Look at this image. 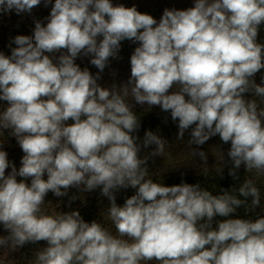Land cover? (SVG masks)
<instances>
[{
	"label": "clouds",
	"instance_id": "clouds-1",
	"mask_svg": "<svg viewBox=\"0 0 264 264\" xmlns=\"http://www.w3.org/2000/svg\"><path fill=\"white\" fill-rule=\"evenodd\" d=\"M42 2L52 4L47 23L35 20L32 36H15L10 56L0 52V101L8 105L0 137L8 130L24 153L17 170L0 140V225L7 233L0 235V264L40 241L47 246L34 264H264V216L233 218L259 207L255 179L217 195L199 183L154 181L147 163L164 155L167 141L146 131L137 143L140 119L127 102L131 96L170 112L177 139L191 128L189 146L219 136L230 144L234 179L241 166L264 177V76L261 84L254 79L264 69V0H195L186 10L165 9L159 22L112 0H0V14L31 13ZM124 40L139 46L119 90L101 87L99 73L75 63L91 55L103 72ZM46 53L61 54L54 63ZM173 85L179 90L170 93ZM192 155L207 164L204 151ZM214 155L223 161L222 151ZM73 187L100 188L115 235L76 210L49 214L48 192L63 197ZM128 188L135 194L117 205L115 193Z\"/></svg>",
	"mask_w": 264,
	"mask_h": 264
},
{
	"label": "trees",
	"instance_id": "trees-1",
	"mask_svg": "<svg viewBox=\"0 0 264 264\" xmlns=\"http://www.w3.org/2000/svg\"><path fill=\"white\" fill-rule=\"evenodd\" d=\"M211 2V0H209ZM54 3V0H53ZM114 5L123 4L125 7L135 6L141 13H146L154 17L157 22L163 15L165 9L186 10L194 7L195 0H112ZM52 4L47 7L42 2L35 7L31 13H22L17 15L13 10L10 13L0 14V52L5 55H11V48L16 47L12 40L17 35L32 36L35 20L41 21L43 24L47 23ZM102 39V37H99ZM258 42L264 43V26L258 37ZM138 42L124 40L121 42L120 50L116 57L110 58L108 65L103 72H100L95 66L90 63L91 55L81 54L75 60V63L83 70L87 68L93 76L99 73L97 83L104 88L112 89L113 86L117 90L122 85L126 84L131 76L130 57ZM66 52V50H62ZM53 57V62H57V58L61 53L49 54ZM264 76V69L256 74L254 77L257 84H261V77ZM177 85L169 90V92L178 91ZM247 99L254 98L251 94H245ZM127 102L132 105L133 111L140 119V128L134 135L138 136L137 143L142 144L146 131H152L167 141L163 156L150 157L147 163L149 176L154 181L162 183L165 186H172L183 183L196 184L199 183L202 188L209 190L213 195L220 194L222 190L238 189L245 179H255L257 187L261 192V201L259 207L249 208L247 213L244 208L238 210L233 218H250L256 219L259 216H264V177L257 178L254 173H247L243 166L238 170L237 175L239 179H234L229 175V169L232 163L227 153L230 144L223 143L219 136L210 138L204 145L197 146L195 144L189 146L191 128L184 134V138L177 139L178 121L171 119L170 112H164L159 106L149 107L147 104L140 105L135 103L131 96L127 98ZM7 102L0 101V111L7 107ZM72 123V121H69ZM194 127V125H193ZM3 141V150L7 152L10 163L15 164L17 170L21 166V159L24 155L15 137L9 134L8 130L4 131V135L0 137ZM154 145L147 149H143L140 153L141 157L148 155L153 149ZM192 149L204 151L207 154V164L198 156L192 155ZM222 151L224 154L223 161L217 159L214 155ZM207 167V170L204 169ZM217 167V168H216ZM11 172V167L6 169V175ZM17 179H21L17 177ZM44 179H47L45 174ZM30 184V178L27 181ZM135 189H120L115 193L116 203L123 206L126 198L135 194ZM75 197V199H72ZM243 199V198H242ZM51 202V204H48ZM45 207L49 214L52 212H70L79 211L85 222L91 223L93 220L101 223L104 227L109 229L113 235L116 234L115 228L108 219L109 200L107 197L101 195L100 188L91 192H80L73 187L68 190L66 196L56 197L51 191L45 197ZM249 205L251 199L248 200ZM223 219V218H217ZM0 235H7L0 225ZM46 242L40 241L38 243H29L20 247L16 251L9 252V259L12 264H34L35 253L46 247ZM2 255V253H0ZM149 264H157L156 261H151Z\"/></svg>",
	"mask_w": 264,
	"mask_h": 264
}]
</instances>
